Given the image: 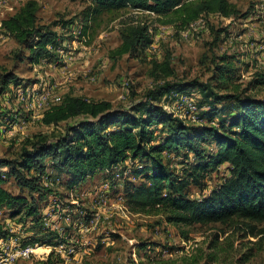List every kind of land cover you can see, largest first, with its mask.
<instances>
[{"label":"rangeland","instance_id":"rangeland-1","mask_svg":"<svg viewBox=\"0 0 264 264\" xmlns=\"http://www.w3.org/2000/svg\"><path fill=\"white\" fill-rule=\"evenodd\" d=\"M29 1L36 3V25L64 39L53 63L41 60L31 64L27 45L18 44L1 30V22ZM228 2L236 11L234 16L201 15L186 27L177 15L157 17L130 10L103 12L93 18L88 0H0V79L7 72L20 81L0 94V160H16L35 135L50 139L62 136L66 123L47 127L40 120L44 111L65 96L126 108L164 82L197 81L220 95L241 94L264 100V1ZM137 24L148 27L149 46L137 54L111 58V51L121 43V28ZM164 62L174 72L170 78L162 77L156 68ZM198 99L199 94L193 91L171 96L160 105L194 129L207 125L200 118L203 108L197 107ZM165 135L163 132L161 136ZM202 147L214 149L208 142ZM163 157L180 176L178 163L190 165L194 160L193 155L187 160L182 155ZM140 165L126 160L116 173L118 177L98 174L87 180L76 187V204L66 194L67 176L52 186L41 183L47 191L44 197L32 196L41 224L0 209L4 233L0 242L17 240L23 246L30 240L38 248L35 255L12 264H36L49 258L56 264H264V233L251 236L239 221L183 227L167 224L161 215L130 211L128 220L123 218L119 206L121 202L126 205L127 191L146 183L134 174ZM228 177L227 166H221L209 173L201 186L190 185L186 194L198 200L218 189ZM103 185L108 186V200L95 205L88 195ZM4 188L31 203L30 194L19 190L12 179L5 180ZM52 196L58 197L63 211L48 219L45 213L52 205ZM54 225L64 231L63 240L53 230ZM251 225L255 232L264 231V223Z\"/></svg>","mask_w":264,"mask_h":264},{"label":"trees","instance_id":"trees-1","mask_svg":"<svg viewBox=\"0 0 264 264\" xmlns=\"http://www.w3.org/2000/svg\"><path fill=\"white\" fill-rule=\"evenodd\" d=\"M89 15L130 10L157 17L176 15L184 26L201 15L219 14L230 18L236 14L228 0H88ZM36 3L27 2L14 16L1 22V30L18 44L27 45L29 61L38 64L54 62V53L63 47L64 39L49 28L36 25ZM120 45L111 51L114 60L137 54L151 43L146 25H128L120 30ZM164 78L174 72L164 62L156 66ZM12 73L0 79V94L10 84H19ZM196 91V105L203 110L200 118L207 123L189 128L166 112L160 105L170 95ZM47 127L66 123L62 136L50 139L35 135L27 140L16 160H0V209L12 216L24 215L41 224L33 194L44 197L40 175L47 161L53 169L68 177V190L76 188L98 174H108L126 160L141 165L134 169L146 183L133 187L125 195V204L134 214L161 215L170 225L191 227L211 224L228 225L236 221L255 232L251 224L264 223V100L239 94L213 92L207 85L193 81L180 84L164 82L126 108H114L107 101H92L65 96L58 105L44 111L40 120ZM72 122V124H69ZM165 132V136H161ZM213 145L206 151L202 144ZM193 155L190 165H181V176L164 162V155ZM227 166L229 177L209 195L191 199L186 190L201 186L209 173ZM2 169H6L2 171ZM12 179L19 190L30 194L31 203L23 196L11 195L5 180ZM41 213V212H40ZM70 237L69 234H67ZM4 237L0 225V238ZM63 240V239H62ZM61 240V241H62ZM32 246V241L23 246ZM49 258L36 264H56Z\"/></svg>","mask_w":264,"mask_h":264},{"label":"built area","instance_id":"built-area-1","mask_svg":"<svg viewBox=\"0 0 264 264\" xmlns=\"http://www.w3.org/2000/svg\"><path fill=\"white\" fill-rule=\"evenodd\" d=\"M261 1H264V0H261ZM170 96H175V95H170ZM193 121H195L194 118H193ZM121 165H118L117 167H115L114 171L109 173L110 176L115 175V177H118V175L116 173L120 169ZM40 178H41V182L44 183L45 186H52V183H58L60 181V179L63 178V175L57 173L53 169L52 163L50 161H47V163L45 164V170L40 175ZM107 187H108L107 185H103L101 187H98V189H95L91 194L88 195L90 197V199H92V201L94 202L95 205H99V204L103 205L108 200ZM78 190L79 189H77V188H72V189L66 191L67 196L70 199H73L74 204L77 203L74 198L77 197ZM80 195L85 196L84 193H80ZM122 198L123 197L120 196L118 199L122 200ZM119 209L122 213V217L128 220V215H130V211H129L128 207L121 202ZM61 211H63V208L60 205V200L58 199V197L54 196L52 198V205H50V209L45 213V216H47V218L50 219L54 215L60 214ZM47 218H44V225L45 226L47 225V223H46ZM48 227L51 228V225ZM52 228H53V230L58 232L57 234H59L60 238L64 239L66 237L64 235V231L61 232L58 225H54V226H52ZM37 249L38 248H37L36 244H34L32 246H30V245L21 246L19 244V241H17V240L9 241L8 244H5L4 241H1L0 242V264H12L17 259H27V258L35 255V251ZM68 253L69 254L73 253V250L72 249L68 250Z\"/></svg>","mask_w":264,"mask_h":264}]
</instances>
